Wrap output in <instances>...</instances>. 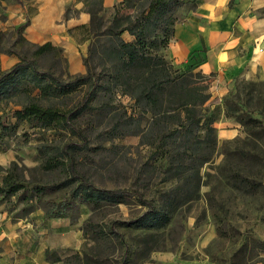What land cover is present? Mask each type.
<instances>
[{
	"label": "rangeland",
	"instance_id": "rangeland-1",
	"mask_svg": "<svg viewBox=\"0 0 264 264\" xmlns=\"http://www.w3.org/2000/svg\"><path fill=\"white\" fill-rule=\"evenodd\" d=\"M22 1L35 10L29 6L30 0ZM256 3L262 4L264 0H256ZM8 5L18 4L15 0H0L1 70L7 71L21 60H30L35 63L37 72L50 73L61 81L85 75L82 56L87 54V43L77 45L66 33L67 20H75L84 10L83 5L78 7L72 1L67 2L63 18L59 19L52 6L54 22L49 28H43L45 18L34 25L30 20L21 37L15 32L16 26H4L9 22ZM68 5L71 10L65 20L64 10ZM188 7L185 4L178 9V22L187 16ZM255 13L259 18L264 17V7ZM112 14V8H107L106 18ZM21 20L19 25L25 22V13ZM36 33L41 36L39 43L33 40ZM44 40L58 47L59 54L37 55L33 44L41 45ZM168 48L161 54L175 68L204 58V52L197 53L189 56L185 63L176 64ZM202 50L206 51L203 47ZM89 64L94 73L104 74L102 83L110 90L99 91L87 112L71 122V129L61 127L39 131L23 124L16 132L4 134L0 140V157L7 163L5 167L0 166V179L12 173L44 212H55L58 202L68 200L69 205L57 212L70 215L71 224L77 225L86 236V254L92 259L87 264H148L153 254L167 251L179 252L185 259L207 257L213 264H264V77L260 74L257 78L232 76L226 94L215 96L213 91L210 92L211 98L205 107L215 111L214 143L207 138L202 141L201 153L193 159L188 157L187 145L181 147L178 151L183 160L179 166L181 173L171 179L170 162L176 156L164 155L155 146L143 143L139 131L133 134L137 131V123L141 126V134L147 132L149 116L140 112L134 101L123 95L119 88L112 87L106 66L96 59ZM214 79L215 75L210 87ZM22 87L24 89L19 94L0 102L2 125L13 124L11 112L28 103L71 110L88 90L83 86L67 97L47 101L32 89L30 83H24ZM227 100L232 105L237 104L241 112L257 119L260 122L258 129L249 130L233 118L225 117L224 103ZM233 130H237L236 135L226 137ZM79 133L84 135L85 141ZM43 144L58 149L68 144H83L84 150L73 154L81 175L99 189L137 190L156 207L170 210V222L163 229L151 231L120 225L119 222L133 220L144 212L134 198L104 204L94 210L74 200L70 188L52 193L45 189V193L36 196L32 193L34 188H49L67 177L65 159H61L60 167L50 170L43 167L44 161L37 150ZM51 154H55L54 150ZM203 159L206 162L199 165L198 161ZM235 175L261 183V188L247 195L233 187ZM22 208L24 206L20 211L24 213Z\"/></svg>",
	"mask_w": 264,
	"mask_h": 264
},
{
	"label": "trees",
	"instance_id": "trees-1",
	"mask_svg": "<svg viewBox=\"0 0 264 264\" xmlns=\"http://www.w3.org/2000/svg\"><path fill=\"white\" fill-rule=\"evenodd\" d=\"M103 1L75 0L73 4L81 3L84 8L81 12L86 13L89 20L87 23L66 29L67 35L77 45L87 43V54L82 56L85 75L73 76L68 81H61L50 73L37 72L35 63L30 60H21L7 71L0 69V102L19 94L24 89L22 87L24 83H30L32 89L37 90L38 95L47 101L52 98L67 97L87 86L88 90L83 95L82 101L67 111L53 106L28 103L21 109L11 112L13 124L5 126L0 123V140L4 134L16 132L23 124H28L29 127L39 131L56 130L61 127L71 129V122L87 112L90 104L97 98V93L110 90L109 86L102 83L104 74H96L90 67L89 63L96 59L109 70L107 75L110 84L114 85L112 87L119 88L123 95L134 101L140 112L150 118L146 133L141 134L139 130L141 126L137 123V131L133 134L139 131L143 143L155 146L164 155L176 156L170 162L172 168L169 172L173 179L181 173L179 166L183 160L180 158L182 155L178 154L181 147L187 145L188 157L193 159L201 153L202 141L207 138L212 144L214 143L215 111L207 109L205 104L211 98L210 83L215 74L206 75L199 69L206 61L205 56L197 62L175 68L161 54L173 38L174 27L178 22L176 16L178 9L187 4L191 11L201 0H122L112 7L113 14L110 18H106L107 8ZM15 2L25 11V22L15 28L16 34L21 37L30 25L35 10H31L22 0ZM231 2L232 0L229 5L232 4ZM70 10L71 5L66 6L65 20L68 19ZM124 34H128L131 40H125ZM33 46L37 55L46 53L58 55L60 51L50 42L33 44ZM203 52L205 51L199 50L195 53ZM224 105L225 117L233 118L249 130L258 129L260 122L248 113L241 112L237 104L232 105L227 100ZM80 137L85 141L84 135L80 134ZM84 147L83 144H68L62 149L44 144L38 146L37 150L46 170L60 167L61 159H65L67 177L63 182L49 188H34L32 193L40 196L45 193V189H49V193H52L70 188L74 200L94 210L104 204H116L127 198H134L145 209L144 212L133 220L119 222L120 225L146 231L160 230L168 225L170 210L156 207L152 200L146 199L137 190L99 189L81 175L73 154L83 151ZM53 150L54 155L51 154ZM198 162L201 165L206 160ZM234 180L236 183L233 187L241 189L247 195L256 193L262 185L258 182L253 183L245 176L235 175ZM26 190L27 188L16 181L12 173H8L2 179L0 196L3 198L15 196L17 202L23 203V211H30L33 209L34 201ZM65 205H69L68 200H61L56 204L57 210L46 211V216H66L62 212H57L59 208H65ZM72 261V264H87L92 259L85 252L82 259L75 256Z\"/></svg>",
	"mask_w": 264,
	"mask_h": 264
},
{
	"label": "crops",
	"instance_id": "crops-1",
	"mask_svg": "<svg viewBox=\"0 0 264 264\" xmlns=\"http://www.w3.org/2000/svg\"><path fill=\"white\" fill-rule=\"evenodd\" d=\"M69 1L75 2L30 0L29 6L35 9L31 19L33 25L45 18L43 28H49L54 22L51 7L56 8V17L59 19ZM121 1L103 2L105 8H112ZM229 1L201 0L182 21L175 24L174 35L168 45V51H171L168 53L176 64L185 63L189 56L195 55L202 47L206 49V61L199 69L206 75L215 74L210 87V92L213 91L215 96L227 93L230 87L228 81L232 76L257 78L260 74L264 77V17L255 16L264 3L235 0L229 5ZM81 5L76 4L78 7ZM6 12L9 22L3 25L16 27L25 13L19 5H8ZM88 20V15L81 12L75 20H67L66 26L74 27ZM124 35L127 41L131 40L128 34ZM39 37L40 34L36 33L33 38L35 43H39ZM43 37L46 38V34ZM236 132L233 130L226 137L232 138ZM6 163L0 157V166L5 167ZM32 203L33 209L28 213L24 211V214L20 211L24 205L17 202V197L0 196V264H72L73 257L82 259L86 252V236L77 225L71 224V216L47 217L38 204ZM149 261L148 264H213L207 257L185 259L179 252L171 251L155 253Z\"/></svg>",
	"mask_w": 264,
	"mask_h": 264
}]
</instances>
